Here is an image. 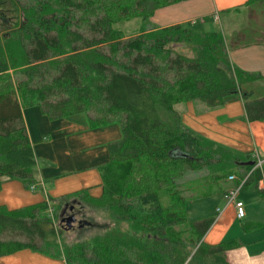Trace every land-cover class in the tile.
<instances>
[{"label":"trees","instance_id":"1","mask_svg":"<svg viewBox=\"0 0 264 264\" xmlns=\"http://www.w3.org/2000/svg\"><path fill=\"white\" fill-rule=\"evenodd\" d=\"M178 1L0 0V186L2 177L27 188L35 182L27 106L50 119L83 113L90 128L117 123L121 130L97 166L99 196L82 189L18 209L0 205V256L27 248L66 264H229L226 252L240 242L206 243L214 216L188 218L187 202L246 176L244 186L264 197L258 188L264 167L252 169L249 154L195 133L175 105L215 108L239 95L247 120H263L264 94L253 87L263 76L231 63L221 31L148 24L154 10ZM135 18L142 22L134 31L115 26ZM197 171H205L202 179H185ZM70 200L103 211L109 223L62 245L57 235L65 217L58 228L54 219Z\"/></svg>","mask_w":264,"mask_h":264},{"label":"crops","instance_id":"2","mask_svg":"<svg viewBox=\"0 0 264 264\" xmlns=\"http://www.w3.org/2000/svg\"><path fill=\"white\" fill-rule=\"evenodd\" d=\"M246 2L247 0H182L157 8L149 18V22L151 26L157 28L186 24L198 28L199 32L209 31L205 24L211 17L221 22L222 15L229 16L231 13L228 12L239 11L241 5L246 7ZM230 19L227 18L226 21ZM221 34L231 63L245 71L260 73L263 77L259 82L264 83V42L258 37L255 38L257 32L229 29L221 30ZM246 37L251 39L247 41ZM37 107L42 115L52 120L46 124V131L42 133L33 131L24 121L36 162L39 164L38 180L35 179L32 188H27L19 180L2 177L0 205L10 210L41 202L49 195L58 198L82 190L72 191L73 185L67 180L68 172L75 168L85 170L95 164L94 167H97L106 162L109 155L108 150L102 148L104 147L102 141L109 140L106 138L107 134H115V138L111 141L121 136L113 127V124L117 123L97 127L99 129L90 128L87 116L82 119L84 121L77 119L78 114L50 119L39 106ZM175 109L181 114L184 123L195 133L239 154H249L253 160L256 159L253 155L256 150L264 167V119L249 122L239 95L229 97L223 105L215 108H208L199 101H187L176 104ZM22 114L25 120L24 108ZM47 132L52 137H47ZM58 133L66 136L65 150L62 144L61 148L58 147L56 139ZM71 133L74 134L70 135ZM80 133H84V136H80ZM38 139L39 141L36 142L40 144L33 143ZM41 145L47 149L41 151L39 147L37 150V146ZM88 148L91 150L85 153ZM96 180L83 188L95 197L101 193V178ZM222 186L223 190L210 195L213 196L209 199L210 206L199 217L214 216L213 223L204 234V241L208 244H216L236 238L240 242L239 247L226 252L229 264H264V197L251 186L243 185L239 188L235 199L227 203L224 194L232 184L228 181ZM93 187L96 190L94 192L90 190ZM258 188H264V180H259ZM236 201L243 204L242 217L237 216L234 206ZM0 264H66V261L63 257H52L25 248L0 256Z\"/></svg>","mask_w":264,"mask_h":264},{"label":"rangeland","instance_id":"3","mask_svg":"<svg viewBox=\"0 0 264 264\" xmlns=\"http://www.w3.org/2000/svg\"><path fill=\"white\" fill-rule=\"evenodd\" d=\"M240 7L241 9H239V11L232 10L228 12V13H231L229 16H224L222 15L223 13L221 12V15H222L221 22L216 21L215 19L213 20V18L211 17L205 24L206 29L207 30H217V31H221V30L223 31V30H229V29H239V30L246 29L249 32H252L253 30H255L257 32V35L255 36V38L258 37L260 38L261 41L264 42V0L254 1L252 3H248L246 7H242V5ZM9 16L10 15H8L6 18H9ZM227 18H231V19L229 21H226ZM141 22L142 21L140 18H135L132 20H127V21L124 20V21L117 22L115 26L119 27L125 32H131L137 29L141 25ZM1 24L2 22L0 21V34L5 32L4 30L5 28L2 27ZM148 24H150L149 20H148ZM188 26L191 27L190 25ZM191 28L192 30L199 32L198 28H195L194 26H192ZM246 39L247 41H249L251 38L246 37ZM180 46H183V47H180ZM176 47L178 48V50H182L184 52L190 51L189 46L185 48L184 45H175V48ZM253 87L255 89L256 95L264 94V83L257 82L256 84L253 85ZM24 113H25V120H24L25 123L27 124L28 127H30V129H32L33 131L37 133L38 132L42 133L43 131H46V128H47L46 124H49V122L52 121V120H49L46 116L42 115L37 106H33V107L31 106L29 108L28 107L24 108ZM78 115L79 116L77 117V119H81V121H84L82 119L86 118L85 114H78ZM78 123L80 122L78 121ZM113 125H114L113 127L117 130L118 134L119 133L121 134L119 124H113ZM96 129H99V128H96ZM91 130H94V129H91ZM61 134H59L56 137V139L58 142V147L61 148V144H62L63 149L65 150L66 148V143H65L66 138L65 137L66 136L64 134L62 135ZM72 134L74 133H71L70 135ZM46 135L47 137L49 136L52 137L49 132H47ZM79 135L84 136V133H80ZM106 138L109 140L102 141V144L104 146L102 148H105V150L107 149V146H106L107 142L111 141V139L113 140L115 138V134H107ZM36 141H39V139L33 141V143L40 144V142H36ZM39 147L41 151L47 149L44 147V145H41V146H37V150H39L38 149ZM90 150L91 149L88 148V150L85 151V153L89 152ZM94 166L87 168L85 170L81 168H75L71 172H68L69 177L67 180L73 185L72 191L83 189L86 185L91 184L92 182H96L97 181L96 179L98 180L100 179L99 170L97 169V167H94ZM38 167H39V164H37L36 162V165L33 168V175L36 180H38L37 178ZM203 174H205V171L192 172L191 174H188L185 177V179L186 180H194V179L199 180L200 178L202 179ZM90 190L92 192L96 191L95 187L91 188ZM50 198H52L53 200L56 199L52 196H50ZM211 198H213V196H203L200 198L188 200L187 202L188 218L193 219V220L198 219L202 215V213H204L203 211H206V209L210 206L209 204L211 201L209 199ZM69 202H70V205L62 207V209L59 212L58 217L54 219L55 228H58L60 226L61 216L68 218V219L71 216H73L79 222H82V224L77 226L75 229H69L67 227L66 228L64 227L66 226L65 221H64V225H62V228L64 229H62V232H59L57 235V241L60 244L70 245L74 242H77L79 239H82L84 237H87L93 234L100 233L102 232V228L104 227V225L109 223V219L103 211L97 210V209H89L88 207L84 206L82 203H80L77 200H70ZM47 213H49L48 210H47ZM85 221H89L91 225H85L86 223H83ZM121 228L125 230L126 225H122ZM4 237L25 241V238L20 235H7Z\"/></svg>","mask_w":264,"mask_h":264},{"label":"built area","instance_id":"4","mask_svg":"<svg viewBox=\"0 0 264 264\" xmlns=\"http://www.w3.org/2000/svg\"><path fill=\"white\" fill-rule=\"evenodd\" d=\"M253 155L256 156V159H255V163H254V166H253L252 169L257 168V167H258V168H261V166H262V161L259 159L256 150H254ZM246 177H247V176H246ZM246 177H244V178L242 179V181H241L237 186L230 188V189L224 194V197H225V199L227 200V203H230V202H232V201L235 199V197H236V195H237V192H238L239 188H240L241 186L244 185V182H245ZM228 180H231V181L234 180V175H229V176H228ZM32 187H33V186H31V188H32ZM234 206H235V209H236L237 216H238V217H242V216L244 215V208H243V204H242V202H240V201H236V202L234 203ZM49 212H51V209L49 210Z\"/></svg>","mask_w":264,"mask_h":264},{"label":"water","instance_id":"5","mask_svg":"<svg viewBox=\"0 0 264 264\" xmlns=\"http://www.w3.org/2000/svg\"><path fill=\"white\" fill-rule=\"evenodd\" d=\"M247 163L248 164H253L254 161H249ZM62 221H65V225L69 229H75L77 226L81 225L80 222L76 218H74L73 216H71L69 219L68 218H64V219H62ZM83 223L91 224L89 221H85Z\"/></svg>","mask_w":264,"mask_h":264}]
</instances>
